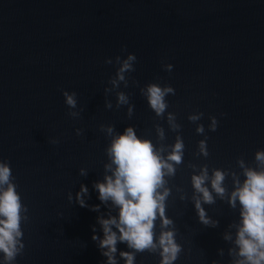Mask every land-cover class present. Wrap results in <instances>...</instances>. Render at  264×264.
I'll return each instance as SVG.
<instances>
[{"label": "water", "instance_id": "1", "mask_svg": "<svg viewBox=\"0 0 264 264\" xmlns=\"http://www.w3.org/2000/svg\"><path fill=\"white\" fill-rule=\"evenodd\" d=\"M129 54L137 59L135 71L126 74L128 87L121 82L106 94L119 67L116 57ZM109 59L112 64L105 63ZM167 64L171 72L164 70ZM151 83L175 90L162 117L141 95ZM65 91L76 93L75 109L66 105ZM121 91L129 104L117 109ZM71 111L79 117L69 116ZM199 113L200 120H188ZM169 114L180 131L171 130ZM211 117L217 120L214 132ZM201 124L204 133L198 134ZM101 125L114 126L113 135L133 127L138 138L163 147L165 159L177 136L182 138L183 161L174 164V176H165V216L174 227L162 229L158 217L154 242L162 231H175L182 251L174 264H233L229 250L235 247L240 205L227 203L235 190L232 174L241 183L245 179L239 160L264 170L255 160L264 151V0H0V161L9 164L28 209L21 224L25 247L13 264H107L98 218L118 217L119 210L101 203L93 188L111 175L105 165L111 163L106 149L112 137ZM202 140L207 157L199 151ZM205 166L210 177L214 170L228 173L225 198L212 192L215 203L202 202L216 227L199 222L193 200L191 177ZM81 185L88 188L84 208L76 202ZM205 186L212 191L210 180ZM97 205L100 210L92 211ZM225 234L233 239L224 240ZM116 248L117 264H126L120 253L134 250L119 241ZM161 260L157 248L135 253L134 264Z\"/></svg>", "mask_w": 264, "mask_h": 264}, {"label": "clouds", "instance_id": "2", "mask_svg": "<svg viewBox=\"0 0 264 264\" xmlns=\"http://www.w3.org/2000/svg\"><path fill=\"white\" fill-rule=\"evenodd\" d=\"M136 56L129 54L126 59L116 57L115 63L119 65L115 76L109 80L112 88H106L105 93H110L113 89L120 87L123 82L124 87H128L127 73L134 72L133 67L136 62ZM105 63L112 64L111 59ZM164 70L171 72L172 65H164ZM137 83L138 86V82ZM175 95V90L170 86L161 87L158 83H151L141 89L150 109L158 117H162L169 107L166 97ZM65 103L70 109L77 107L76 93L63 92ZM116 108L129 104V96L124 92L116 93ZM107 109H112L110 101L105 102ZM134 106L128 108V117L133 115ZM77 111L69 112L73 118L79 117ZM203 113L190 115L188 120L195 123L200 120ZM210 131H216L217 120L211 117ZM168 122L174 132L180 131V125L175 123V116L169 114ZM100 130L107 132L112 137L110 146L106 149L107 156L111 163L105 165L106 172L111 175H105L103 183H95L94 190L99 193L98 199L101 203L111 204L118 208V217L110 216L108 219L98 218L101 225L104 238L100 240L99 247L107 249L101 254L107 257V264H117L115 253L116 245L126 243L133 252H121L120 255L125 259L126 264H134L135 253L154 252L160 249L162 257L161 264H174L178 259L182 247L175 241V231H162L158 238V243L154 242L155 221L159 217L161 228L173 226V221L166 218V198L170 195V190L165 187L167 181L165 176L175 175V165L183 161L184 143L180 136H177L176 142L171 146V151L166 159L162 156L164 148L157 149L148 139L138 138L133 127H127L123 134L113 135L114 126L101 125ZM198 134L204 133L203 125L196 129ZM78 136L81 131L77 130ZM158 137L164 139V131L157 126ZM53 144L57 140L50 141ZM199 151L205 157L208 156L206 141L199 142ZM255 160L259 166L264 168V151H257ZM238 164L243 169L245 179L241 181L233 173L234 188L227 200L229 206L233 209L240 205V223L236 226L234 248L229 250V255L233 256V264H264V170L257 171L253 168L244 166L243 160ZM114 166V167H113ZM81 175H86L85 170L81 169ZM228 173L222 170H214L212 176L208 174L205 166L199 175L191 177L194 189L193 200L195 209L199 217V222L205 226L216 227L218 221H213L207 217V213L202 207L205 204L215 203L212 192L224 199L226 189L222 186ZM210 180L211 190L205 186ZM11 168L7 162L0 161V254L3 256V264H13L16 257L22 254L25 247L22 242L23 231L22 222L28 220L24 215L28 209L21 202V197L16 191V185L13 182ZM163 189L161 192L160 190ZM200 194V195H196ZM88 195V188L81 185L80 191L76 193V202L80 207H88L84 197ZM69 201L72 197L69 194ZM184 199V197H181ZM92 211H99V205L93 206ZM113 227L117 231H113ZM95 231V229H93ZM117 232L119 235H117ZM224 240L231 241L233 238L229 234L224 235ZM92 239L98 240L99 237L93 235ZM223 255V251H220Z\"/></svg>", "mask_w": 264, "mask_h": 264}]
</instances>
